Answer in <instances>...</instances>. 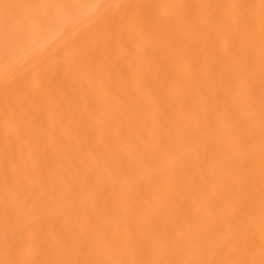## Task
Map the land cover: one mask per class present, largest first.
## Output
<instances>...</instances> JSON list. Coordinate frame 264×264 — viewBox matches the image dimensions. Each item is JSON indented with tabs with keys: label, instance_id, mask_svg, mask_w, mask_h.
Segmentation results:
<instances>
[{
	"label": "bare ground",
	"instance_id": "bare-ground-1",
	"mask_svg": "<svg viewBox=\"0 0 264 264\" xmlns=\"http://www.w3.org/2000/svg\"><path fill=\"white\" fill-rule=\"evenodd\" d=\"M171 2L210 0H0V258L259 260V10L218 20L140 7ZM221 23L226 38L207 40L201 60L197 41ZM241 225L255 247L237 241Z\"/></svg>",
	"mask_w": 264,
	"mask_h": 264
},
{
	"label": "snow or ice",
	"instance_id": "snow-or-ice-1",
	"mask_svg": "<svg viewBox=\"0 0 264 264\" xmlns=\"http://www.w3.org/2000/svg\"><path fill=\"white\" fill-rule=\"evenodd\" d=\"M142 8L156 9L159 16H170V15H182L192 16L195 13L200 15H208L216 17L218 20H222L223 16L232 9H247L251 13H255L259 10L261 20V39L264 40V0H210V2H171V3H155V4H143L140 5ZM250 19H254V16L245 17V24ZM155 20L153 17H147L145 24L142 25V29L146 34L149 29L154 26ZM229 32V28L226 24H218L216 27H208L203 30L200 39L197 41L196 48L199 51L201 60L205 57L206 49L204 47L205 42L209 39H224ZM242 95H246L247 102L249 105L254 104L256 99L255 88H247L246 90L242 87ZM240 97H234L229 100L226 104L227 113L224 108H218L216 115L219 120H225L230 116H234L236 113L232 109L233 104H240ZM260 101L262 106V120H264V56L261 58L260 66ZM249 129L242 126L240 129L239 136L237 139L242 138L248 134ZM250 215L253 213L250 212ZM260 258L248 259L245 261H223L222 264H264V213H262L260 220ZM236 239L246 248L255 247L254 237L250 236L247 229L244 226H238L236 229ZM0 264H19L15 260H4L0 258Z\"/></svg>",
	"mask_w": 264,
	"mask_h": 264
}]
</instances>
